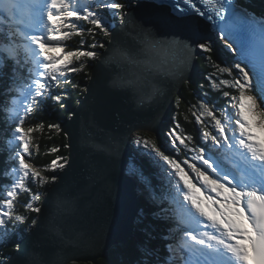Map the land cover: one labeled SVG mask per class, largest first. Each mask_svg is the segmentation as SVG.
Masks as SVG:
<instances>
[{"label":"snow or ice","instance_id":"snow-or-ice-1","mask_svg":"<svg viewBox=\"0 0 264 264\" xmlns=\"http://www.w3.org/2000/svg\"><path fill=\"white\" fill-rule=\"evenodd\" d=\"M147 2L168 12L153 21L135 15L140 0H0V12L6 14V19H0V82H4L0 95L6 97L0 105V122L5 125L0 137L8 153L3 175L11 180L0 195V248L12 243L20 234V225L28 220L16 211L19 196L29 194L23 207L38 214L25 229L31 232L42 223L43 206L37 203L42 193L33 192L29 185L42 188L55 183L59 176L43 173L71 166L70 155H57L43 168L32 164V149L39 147L32 134L44 125L24 126L49 100L61 109L66 107L67 94L58 89L71 82L69 73L81 72L87 61L125 69L135 66L138 71L118 74L112 83L115 88L141 94L139 102L144 103L165 95L173 83L191 87L194 62L204 56L215 69L205 76L208 89L220 93L226 103L218 107L209 91H204L191 106V115L200 126L199 142L182 129L175 115L164 133L169 149L162 150L139 131L132 138L144 150L149 166H158L167 179L157 195L145 165L128 161V172L139 180L147 204L138 216L143 241L135 264H264V142L249 123L251 116L264 131V13L258 15L240 0ZM121 33H134L141 46L124 48ZM210 33L235 55L231 66L212 58L215 42ZM86 35L92 40L87 49ZM73 36L80 37V45L68 49L67 41ZM98 36L108 37V44ZM96 49H103V54ZM161 51L170 59L158 62L149 55ZM149 80L156 83H152V94L144 96ZM179 102L177 97V106ZM75 115L69 113V120ZM48 128L63 132L69 141L63 147L71 149V132L59 123ZM50 152L58 153L59 148ZM172 221L176 228L169 230ZM0 264L48 262L38 245L26 248L17 240L14 254L0 253Z\"/></svg>","mask_w":264,"mask_h":264},{"label":"water","instance_id":"water-1","mask_svg":"<svg viewBox=\"0 0 264 264\" xmlns=\"http://www.w3.org/2000/svg\"><path fill=\"white\" fill-rule=\"evenodd\" d=\"M167 12V8L145 2L135 9L138 18L153 21ZM119 40L124 48L141 46L134 33H121ZM103 52L102 49L100 53ZM149 55L158 62L170 59L162 51ZM196 69L197 60L191 79ZM133 71L138 69L132 65L125 69L99 61L91 63L90 76L84 85L88 91L84 90L78 104L70 110L75 117L66 118L61 125L72 133V147L67 154L71 156V166L53 173L60 179L52 183L41 199L42 223L19 239L26 248L38 245L48 264H94L112 246L125 244L132 236L135 215L132 195L136 203L137 200L135 183L126 172L132 155L130 140L136 131L156 132L182 86L173 83L164 90L165 95L140 103L141 94L115 88L112 83L118 74L127 76ZM152 83L156 81L145 82L144 96L152 94Z\"/></svg>","mask_w":264,"mask_h":264},{"label":"trees","instance_id":"trees-1","mask_svg":"<svg viewBox=\"0 0 264 264\" xmlns=\"http://www.w3.org/2000/svg\"><path fill=\"white\" fill-rule=\"evenodd\" d=\"M119 2L123 3L124 0H119ZM245 2V1H244ZM246 2H250L254 4V6L258 9H261L264 11V0H246ZM245 2V3H246ZM78 24H82L85 28L88 27V25L83 22L79 21ZM97 39L101 40V42L106 43L108 42V37L98 36ZM86 44L85 49H87V44H90L92 42L91 38L87 35L85 36ZM80 45V37L79 36H73L71 40L67 41V47L68 49H74L79 47ZM102 49H96V51L100 52ZM207 55V54H205ZM212 58L222 66L228 65L231 66L234 62L235 55H233L231 52L227 51L222 45L219 46L217 44H214V51L211 54ZM95 61H87L86 67L79 73H69L68 78L70 79V83L67 85L61 84L59 91H63L67 94V99L64 101L66 107L64 109H61L58 104H55L51 100H49L46 104V106L43 108V110L36 111L34 114L30 116V119L28 120L25 127L29 126H35L39 123H43L44 127L42 131H37L32 134L33 140L36 144H38V150L33 148L32 149V157H31V163L34 164L37 167L43 168L44 166L48 165L57 155L65 156L67 157L68 154V148L63 147L64 144L67 143V140L64 137V134L62 132H57L53 129H49V124H56L59 123L62 125L64 119L69 117L70 109L73 108L78 104L79 99L82 97L84 92V82L88 81L90 76V69H91V63ZM198 63V71L200 73L199 77H195L193 79L194 83L189 87L188 85L182 84L181 90L177 92L173 99V106L170 108L168 115H169V125L172 126V118L175 115L181 124L182 129L187 133L193 136V138L199 142V125L196 124L194 117L191 115L190 108L192 105L197 104L198 99L202 96L204 91H209V95L212 99H215L217 101V106L221 107L223 106L226 101L224 98H222L221 94L218 92H213L210 89H208L207 81L205 80V76H207L208 73L214 72L215 69L213 66L208 63L204 56H199L197 58ZM219 75V74H218ZM224 78H229L225 76ZM2 83L0 82V89L2 88ZM203 83L205 85L204 89H201L199 85ZM224 91H229L232 94H237L233 89L230 88H224ZM177 97L180 98L179 105L177 106ZM1 98V96H0ZM219 115V113H217ZM165 127V123H162V128L159 129V134H148V132L139 133L141 136H144L148 138L149 140H155L158 145L162 146V150H165V148L162 145V142L159 138V136L162 133V129ZM166 131V128L165 130ZM163 135V133H162ZM164 138L165 135H163ZM134 137V136H133ZM133 144V143H132ZM53 147H58L59 152L58 153H51L50 149ZM139 156H142L141 160H137L139 163H143L147 167H152L154 165L149 166V160L146 159L143 155V149L138 148L137 146L134 148ZM166 154H168L166 152ZM181 159L184 158V153L181 151L180 153ZM145 171L146 173L152 175L150 173V168ZM156 166V165H155ZM2 161H0V173L2 171ZM45 176L51 177L53 175V172L48 171L43 173ZM153 177V176H152ZM135 180L137 182L139 181L136 177ZM3 181L0 180V195L3 194L2 190V183ZM9 184V183H8ZM153 184L155 186L156 180L153 177ZM32 188L33 192L39 191L40 193H45V190L50 188L52 186V183H48L42 188H37L36 185L30 184L29 185ZM158 192V191H157ZM42 194V195H43ZM42 195L40 196V200L37 202L40 204V201L42 199ZM29 199V194L24 193L19 196V201L16 205V211L20 214H23L28 217V220L25 224L20 225V234L18 236L13 237V242L9 243L6 247L0 248V253H3L4 255H9L14 251V243L17 241L20 236H24L28 232L25 231V229L28 228V225L31 224L32 219H36V213L26 211L23 207V204L26 203ZM140 201L143 204V208L146 209L147 204L144 202L142 196L140 197ZM135 228L132 233V236L127 240L125 244H118L112 246L104 257L99 258L96 263L94 264H135V261L137 259L138 255V248L140 244L143 241V235L141 231L140 224L138 223V217L135 219ZM154 243H160V241H154ZM70 264H93V263H70Z\"/></svg>","mask_w":264,"mask_h":264},{"label":"bare ground","instance_id":"bare-ground-1","mask_svg":"<svg viewBox=\"0 0 264 264\" xmlns=\"http://www.w3.org/2000/svg\"><path fill=\"white\" fill-rule=\"evenodd\" d=\"M158 132H159V131H158ZM135 153L138 155L137 152H135ZM145 157H146V156H145ZM142 158H144V157L138 155L137 160L139 161V160H141ZM146 159H148V157H147ZM154 166H155V165H154ZM132 180H133L134 183H135L134 191H135V194H136V200H137V203H138L139 206H140V207H138V208L142 209V208H143V204H142L141 201H140V197L142 196V198H143V195H144V194L142 195L141 192L139 193L138 189H141V188H140L138 185H136V184L138 183L137 180H135L134 177L132 178ZM138 193H139V195H138ZM43 197H44V194L42 195V198H43ZM143 200H144V198H143ZM133 217L136 218V215H134Z\"/></svg>","mask_w":264,"mask_h":264},{"label":"rangeland","instance_id":"rangeland-1","mask_svg":"<svg viewBox=\"0 0 264 264\" xmlns=\"http://www.w3.org/2000/svg\"><path fill=\"white\" fill-rule=\"evenodd\" d=\"M220 42V41H219ZM57 55H59L58 53H57ZM228 66V65H227ZM249 123L250 124H252V126H255L256 127V123H255V120L251 117V116H249ZM257 128V127H256ZM259 131H260V133L259 134H261V135H263V137H264V131H262L261 129H259V128H257ZM140 133H143V132H140ZM151 133H153V132H148V134H151ZM154 134V133H153ZM139 183V182H138ZM140 189H138V191H139ZM141 191H139V193H140ZM142 193V192H141ZM144 194V193H143ZM197 195H201V193H197Z\"/></svg>","mask_w":264,"mask_h":264},{"label":"clouds","instance_id":"clouds-1","mask_svg":"<svg viewBox=\"0 0 264 264\" xmlns=\"http://www.w3.org/2000/svg\"><path fill=\"white\" fill-rule=\"evenodd\" d=\"M214 44H215V43H214ZM173 103H174V102H173ZM140 132H151V131H139V133H140ZM153 133H155V132H153ZM136 134H137V131L133 133L132 138H133V136H135ZM132 138H131V140H132ZM162 145H163V144H162ZM163 147H164V146H163Z\"/></svg>","mask_w":264,"mask_h":264}]
</instances>
